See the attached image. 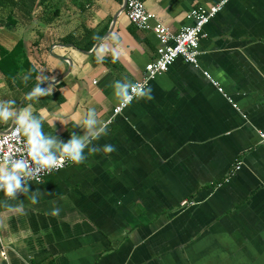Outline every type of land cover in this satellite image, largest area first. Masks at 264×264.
<instances>
[{
    "label": "crops",
    "instance_id": "obj_1",
    "mask_svg": "<svg viewBox=\"0 0 264 264\" xmlns=\"http://www.w3.org/2000/svg\"><path fill=\"white\" fill-rule=\"evenodd\" d=\"M141 1L178 32L218 0ZM122 4L0 0V100L31 105L64 141L94 108L108 132L93 143L117 146L0 192V264H264V0L229 2L200 67L178 58L113 117L114 81L141 80L159 46Z\"/></svg>",
    "mask_w": 264,
    "mask_h": 264
},
{
    "label": "clouds",
    "instance_id": "obj_2",
    "mask_svg": "<svg viewBox=\"0 0 264 264\" xmlns=\"http://www.w3.org/2000/svg\"><path fill=\"white\" fill-rule=\"evenodd\" d=\"M114 96L120 103H129L133 96L148 95L150 88L142 84L116 80L113 83ZM47 89L37 86L33 95L38 97L47 93ZM16 101L13 99L0 100V121L12 120L17 126L16 133L23 132L27 137L26 148L28 154L36 161L37 167L33 168L29 161L23 157L16 158L9 153L3 157V165L0 166V190L8 197L17 198L18 193L27 194L32 190L28 182L35 178L42 169L51 170L61 165L64 160L75 164H81L88 160L91 153H104L105 155L117 150L112 143L96 145L93 140L107 135V124H102L98 119L97 112L90 108L87 113L77 121V125L85 129L83 135L73 133L67 141L61 140L43 131V115H37L29 105L19 111L14 107ZM87 149V152L85 151ZM33 202L38 200L37 195H32ZM12 207V205H9ZM60 209L54 208L53 215H59Z\"/></svg>",
    "mask_w": 264,
    "mask_h": 264
},
{
    "label": "built area",
    "instance_id": "obj_3",
    "mask_svg": "<svg viewBox=\"0 0 264 264\" xmlns=\"http://www.w3.org/2000/svg\"><path fill=\"white\" fill-rule=\"evenodd\" d=\"M231 1L232 0H218L208 8H193L187 16L192 21V24L183 27L178 32H174L170 27L161 22L154 13L149 11L141 0H128L126 15L129 20L140 29L152 30L159 40L156 58L146 65L143 78L134 83L142 84L146 88L149 81L168 71L178 58H182L186 63L195 67H200V41L208 35L205 27ZM204 73L214 85L218 86L221 92H224L219 82L213 79L208 71ZM140 96L139 94L134 95L132 100L127 104L118 103L113 109V117L122 113L134 99ZM234 105L236 106V104ZM111 121L112 118L109 119L108 122L110 123ZM16 127L17 126H14L7 133L0 135V166L3 165L4 154L9 153L16 158L23 157L27 159L30 165L36 168V161L27 152V138L22 132L16 133ZM261 136L264 139V133H262ZM70 164H72L71 161L64 160L61 165L51 170L42 169L35 178L29 181H41L48 174L64 169ZM237 168H239V166ZM0 192H2V190H0ZM189 203L190 200L186 199L182 202V205Z\"/></svg>",
    "mask_w": 264,
    "mask_h": 264
},
{
    "label": "water",
    "instance_id": "obj_4",
    "mask_svg": "<svg viewBox=\"0 0 264 264\" xmlns=\"http://www.w3.org/2000/svg\"><path fill=\"white\" fill-rule=\"evenodd\" d=\"M127 2H128V0H123V4H122L121 11H124V10L126 9V7H127ZM14 126H15V124H14V122H13V124H12L10 130H11Z\"/></svg>",
    "mask_w": 264,
    "mask_h": 264
},
{
    "label": "trees",
    "instance_id": "obj_5",
    "mask_svg": "<svg viewBox=\"0 0 264 264\" xmlns=\"http://www.w3.org/2000/svg\"><path fill=\"white\" fill-rule=\"evenodd\" d=\"M119 1H122V0H119ZM102 34H103V33H102ZM102 34H100V35L94 37L92 43H95V42H96V41L102 36ZM18 71H19V68H17L16 72H18Z\"/></svg>",
    "mask_w": 264,
    "mask_h": 264
},
{
    "label": "rangeland",
    "instance_id": "obj_6",
    "mask_svg": "<svg viewBox=\"0 0 264 264\" xmlns=\"http://www.w3.org/2000/svg\"><path fill=\"white\" fill-rule=\"evenodd\" d=\"M0 233H1V231H0ZM4 254V253H3Z\"/></svg>",
    "mask_w": 264,
    "mask_h": 264
}]
</instances>
